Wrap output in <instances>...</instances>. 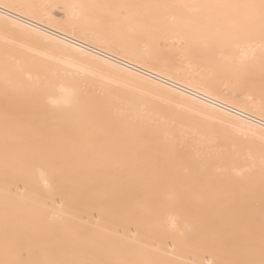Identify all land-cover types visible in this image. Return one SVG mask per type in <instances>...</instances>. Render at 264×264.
Wrapping results in <instances>:
<instances>
[{"label": "rangeland", "instance_id": "obj_1", "mask_svg": "<svg viewBox=\"0 0 264 264\" xmlns=\"http://www.w3.org/2000/svg\"><path fill=\"white\" fill-rule=\"evenodd\" d=\"M0 6L264 119V58L239 61L259 44L201 47L170 29L171 13L157 27L117 0ZM254 18L264 24V13ZM83 51L0 14L5 66L23 63L26 78L44 72L53 85L0 90V264H264V128ZM66 86L115 104L126 121L157 124L193 156L212 157L210 168L158 160L140 141L119 146L137 161L113 147L103 156L100 142L88 146L53 119L67 108H49L46 97ZM170 168L176 175L164 174Z\"/></svg>", "mask_w": 264, "mask_h": 264}, {"label": "bare ground", "instance_id": "obj_2", "mask_svg": "<svg viewBox=\"0 0 264 264\" xmlns=\"http://www.w3.org/2000/svg\"><path fill=\"white\" fill-rule=\"evenodd\" d=\"M117 1L121 2L126 9L128 8L130 11L136 12L140 19H152V24L157 27L161 26L163 28L164 26L161 22V20L163 21L162 16L171 13L173 15V22L170 24V29L181 31L188 38L192 39L190 41L197 42L196 45L201 47L215 48L216 46L231 45L250 46L251 44H253L252 46L254 47L255 44H259V47H254L256 49L255 55L253 54L251 57L250 55L240 57L239 61L241 63L247 62L249 57L257 64L260 63L258 57L264 58V24L262 20H256L254 18L256 13L259 15L264 13V0H224V2L220 4H218L219 0H131L127 3H124L123 0ZM254 9L256 12H254ZM13 13L14 12L11 13L9 10L0 6L1 15L21 24L44 31L73 48H76L77 51L82 52V50H84V53L88 52L87 54H92V56L96 58L123 66L127 70H131L133 73L139 74L155 83L165 85L183 94H188L196 100L204 102L221 112L243 118L248 120V122H252V124L264 128V119L261 117L249 114L243 109L242 111L234 107V105L227 104L226 101L218 100L208 92H205V94L204 91L203 93L201 91H196L197 89H192V87L186 86V84L184 85V82L171 80L172 78L168 76H166V78L164 77L165 75L162 76L158 71L142 68L137 65V63L134 64L133 62L126 61L121 58V56H114L111 52L110 54L109 52H105L102 48L86 44L82 40H78L66 33L56 30L52 32L48 30L47 32L44 30V27L40 28L38 25L36 26L33 24V20L18 16V13H16L18 14L17 16L15 14L13 15ZM242 25L246 26L244 33L240 32ZM41 26H43V24H41ZM46 28L50 29L49 27ZM245 57H247V59ZM4 58L5 57L0 56V90L5 91L7 95L17 96L21 94H30L32 92H48L51 90L53 85L45 77L44 72H35L33 76L26 78L25 75L27 76L28 71L25 69L23 63L17 62L14 66L11 64L5 66L3 62L6 59ZM243 58L245 59L243 60ZM169 68L170 67H168V69ZM3 86H6V88ZM59 92L58 98L52 97L50 94L46 97L49 108H67L64 114H57L53 119H57L58 122L79 131L80 136L73 137L79 138L87 143L88 146H93L91 144L94 141L100 142L102 146H100L101 150H99L103 156L108 157L110 154L109 151L113 147L116 149V152L121 155L119 157L124 156L128 158V161H137L140 159L139 155L133 154L132 151L122 154L120 153L119 146L127 145L131 147L140 141L143 145L148 147L156 146V158L158 160L171 157L175 160L179 159L183 163V166L190 163L192 165L191 167H193L191 172L201 173L211 164L212 157L193 156L190 154L187 142L183 140H173L157 124L126 121L122 110L119 109L118 106H115V104H111L110 102L100 104L93 100H84L77 95L75 88L72 86L63 87L59 89ZM106 130L112 131L113 134L108 137H99L98 134ZM91 148L93 151L94 147ZM85 160V163L87 162L90 164H94L95 161L93 158H85ZM28 161L31 160H26L25 163ZM76 164H79L78 160L75 162V166ZM25 168L31 171V168ZM166 171L167 172L164 173L166 175H176L177 173L174 168H170ZM208 175L213 174L208 172L207 176Z\"/></svg>", "mask_w": 264, "mask_h": 264}]
</instances>
